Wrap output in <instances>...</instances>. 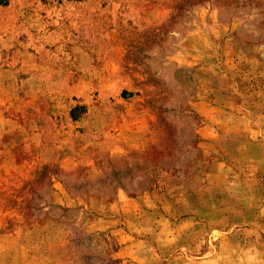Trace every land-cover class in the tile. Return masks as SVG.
<instances>
[{
    "label": "rangeland",
    "instance_id": "374dc122",
    "mask_svg": "<svg viewBox=\"0 0 264 264\" xmlns=\"http://www.w3.org/2000/svg\"><path fill=\"white\" fill-rule=\"evenodd\" d=\"M0 264H264V0H0Z\"/></svg>",
    "mask_w": 264,
    "mask_h": 264
}]
</instances>
